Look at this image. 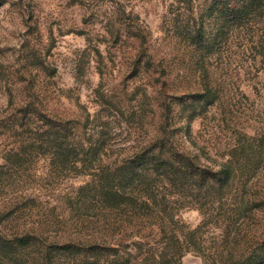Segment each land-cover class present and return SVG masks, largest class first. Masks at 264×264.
I'll return each mask as SVG.
<instances>
[{
    "label": "rangeland",
    "instance_id": "374dc122",
    "mask_svg": "<svg viewBox=\"0 0 264 264\" xmlns=\"http://www.w3.org/2000/svg\"><path fill=\"white\" fill-rule=\"evenodd\" d=\"M204 1L0 0L1 215L23 207L37 220L54 207L64 218L75 216L71 209L80 187L93 180L85 169L55 170L46 156L24 165L9 161L20 138L8 129L11 114L22 105L78 120L86 133L96 132L105 143L106 165L150 142L166 121L163 104H171L175 120L187 115L180 111L198 83L169 76L183 70L179 61L191 55L177 43L186 46L178 26L184 19L198 26L196 10ZM215 14L207 13L211 28ZM236 37L217 46L211 60L226 80L221 100L193 120L190 136L184 127L171 129L210 172L229 167L223 201L209 179L207 201L172 204L178 230L201 227L204 240V254L191 245L183 264H221L222 252L253 249L264 240V50L247 31Z\"/></svg>",
    "mask_w": 264,
    "mask_h": 264
},
{
    "label": "trees",
    "instance_id": "16d2710c",
    "mask_svg": "<svg viewBox=\"0 0 264 264\" xmlns=\"http://www.w3.org/2000/svg\"><path fill=\"white\" fill-rule=\"evenodd\" d=\"M214 11L211 28L206 18ZM196 14L198 26L185 19L178 26L177 36L186 46L177 43L191 55L188 62L179 61L186 65L183 70L169 78L180 83L194 79L199 89L186 95L190 102L180 114L187 115L180 120H175L171 104H163L166 121L140 150L106 165L102 158L105 143L93 130L86 133L78 120L38 111L32 104L11 114L8 129L20 138L9 150V161L24 165L31 162L26 159L46 156L55 170L85 169L81 172L93 180L80 187L81 195L71 209L75 216L64 218L54 207L51 215L37 220L34 214L24 213L23 207L0 214V264H183L191 245L204 254V240L198 236L201 227L178 230L172 204H190L193 198L205 201L209 179L218 184L219 202L223 201L222 185L229 167L210 172L171 129L180 132L184 127L190 136L193 120L221 100L226 80L211 63L217 46L247 31L256 47L264 50V27L258 29L259 34L255 32L264 23V0H205ZM74 230L78 233L70 234ZM160 233L164 236L154 242ZM238 237L234 234L236 241ZM258 244L237 253L222 252L226 257L221 264H264V240ZM210 257L218 262L214 252Z\"/></svg>",
    "mask_w": 264,
    "mask_h": 264
}]
</instances>
